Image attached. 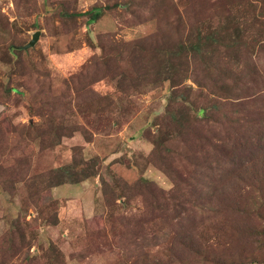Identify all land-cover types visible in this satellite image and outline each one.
<instances>
[{"label": "rangeland", "instance_id": "374dc122", "mask_svg": "<svg viewBox=\"0 0 264 264\" xmlns=\"http://www.w3.org/2000/svg\"><path fill=\"white\" fill-rule=\"evenodd\" d=\"M258 153L264 0H0V264H264Z\"/></svg>", "mask_w": 264, "mask_h": 264}, {"label": "trees", "instance_id": "16d2710c", "mask_svg": "<svg viewBox=\"0 0 264 264\" xmlns=\"http://www.w3.org/2000/svg\"><path fill=\"white\" fill-rule=\"evenodd\" d=\"M103 14H104V9H102L101 7L94 6L90 10H88L84 13H80L78 15H69V17L85 16L88 18L87 25H91L92 23H95L96 21H98L103 16ZM241 36H242L241 27L238 25L237 26V42H238V44L242 42V40L240 39ZM206 39L205 40L208 42H211V43L215 42L216 43V39L213 37H210V38L208 37ZM206 41H205V43H206ZM205 43L202 44L200 41H197L196 43L191 45L190 52L194 55H200L201 56L203 53V47H204ZM220 45H223V44H220ZM166 53H163L162 55H164ZM166 57H168L170 59L175 58V56H169V55ZM219 89L221 90L223 88L219 87ZM258 149H260V147ZM258 156H259L260 164L256 167H254V169H252V172H250V175L253 176V178H255L259 174H263V177H264V153H258ZM241 167H242V165H241ZM70 168L71 167L61 168V169H59L58 174H59V176H62L65 180H71L74 182L75 181L74 177L69 173ZM254 170H255V174H254ZM241 212H242L241 210L237 209V215H241Z\"/></svg>", "mask_w": 264, "mask_h": 264}, {"label": "water", "instance_id": "95a60500", "mask_svg": "<svg viewBox=\"0 0 264 264\" xmlns=\"http://www.w3.org/2000/svg\"><path fill=\"white\" fill-rule=\"evenodd\" d=\"M40 32L36 31L35 33H33L31 40L22 47V50H27L29 48H32L35 43L37 42L38 38H39Z\"/></svg>", "mask_w": 264, "mask_h": 264}]
</instances>
